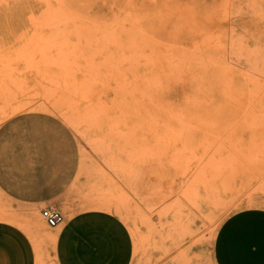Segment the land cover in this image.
<instances>
[{"label": "rangeland", "instance_id": "rangeland-1", "mask_svg": "<svg viewBox=\"0 0 264 264\" xmlns=\"http://www.w3.org/2000/svg\"><path fill=\"white\" fill-rule=\"evenodd\" d=\"M128 1L0 0V220L36 264L90 220V264H262L264 0Z\"/></svg>", "mask_w": 264, "mask_h": 264}, {"label": "crops", "instance_id": "crops-1", "mask_svg": "<svg viewBox=\"0 0 264 264\" xmlns=\"http://www.w3.org/2000/svg\"><path fill=\"white\" fill-rule=\"evenodd\" d=\"M40 200V196L34 197L33 204H30L29 206L31 211H35L36 204ZM91 221L92 220L87 221L84 224V228L77 238H74V240L71 239V242H74L75 245L72 244L71 246H68V250H64L62 243H60V239L57 240L55 248H53L50 241V236L59 230L55 229L52 232H49L48 239L51 245L50 252L52 259L56 264H90L91 248L89 247L88 250L83 246V243L86 239H88V233L91 229L90 226H88V222ZM23 222L24 221L16 222L8 219L0 220V264H36L39 250L37 247H35L31 234L26 230L33 228V226H25L23 225ZM95 228L98 227H92V229ZM222 237H224V239L219 243V251L222 263L246 264L243 258L236 254L238 249L241 251L244 248L240 247V245L236 242V239L231 241L229 244L227 242L228 237L226 232L222 233ZM228 250H230V257L227 253ZM233 250L235 253L232 252ZM231 254H233L232 258ZM262 264H264V259Z\"/></svg>", "mask_w": 264, "mask_h": 264}, {"label": "built area", "instance_id": "built-area-1", "mask_svg": "<svg viewBox=\"0 0 264 264\" xmlns=\"http://www.w3.org/2000/svg\"><path fill=\"white\" fill-rule=\"evenodd\" d=\"M40 214L45 220L46 224L50 227L56 226L64 219V216L61 212L50 206L43 207L40 211Z\"/></svg>", "mask_w": 264, "mask_h": 264}, {"label": "bare ground", "instance_id": "bare-ground-1", "mask_svg": "<svg viewBox=\"0 0 264 264\" xmlns=\"http://www.w3.org/2000/svg\"><path fill=\"white\" fill-rule=\"evenodd\" d=\"M130 1V0H129ZM128 1V2H129ZM4 4V3H3ZM5 5V4H4ZM57 5V4H56ZM58 6H59V4H58ZM29 8V7H28ZM50 9H52L51 8V4H50ZM56 13H57V11H56ZM61 13V12H60ZM50 14V13H49ZM61 15H62V13H61ZM239 33H240V31H239ZM153 38V37H152ZM157 39V38H156ZM133 40V39H132ZM157 41H158V39H157ZM133 42V41H132ZM214 42V41H213ZM213 44V43H212ZM182 45V44H181ZM218 45V44H217ZM139 46V45H138ZM134 47V46H133ZM178 47H179V45H178ZM157 48V47H156ZM159 49V48H158ZM178 49V48H177ZM179 49H181L180 47H179ZM142 50V49H141ZM256 50V49H255ZM159 51V50H158ZM256 53H258V52H256ZM259 54V53H258ZM159 55V54H158ZM150 59V58H149ZM247 59V58H246ZM152 60V59H151ZM150 60V61H151ZM173 64H174V62H173ZM175 65H177V64H175ZM220 65V64H219ZM221 66V65H220ZM155 74V73H154ZM158 74V73H157ZM160 75H162V74H160ZM154 75H152V77H153ZM247 76V75H246ZM154 78V77H153ZM147 79V78H146ZM150 79V78H149ZM168 79V78H167ZM151 80V79H150ZM170 80V79H169ZM145 81V80H144ZM158 82V81H157ZM257 82V81H256ZM156 83V82H155ZM258 83V82H257ZM157 84V83H156ZM147 107H148V105H147ZM165 110V109H164ZM252 123V122H251ZM254 123V122H253ZM257 125H259V124H257ZM178 136V135H177ZM67 222H68V219L66 220ZM66 231H67V224L65 225V227H63V228H61V229H59V232L61 233V234H64V233H66Z\"/></svg>", "mask_w": 264, "mask_h": 264}]
</instances>
